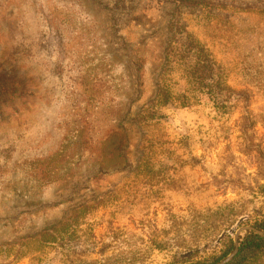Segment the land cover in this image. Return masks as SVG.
<instances>
[{
    "label": "rangeland",
    "instance_id": "374dc122",
    "mask_svg": "<svg viewBox=\"0 0 264 264\" xmlns=\"http://www.w3.org/2000/svg\"><path fill=\"white\" fill-rule=\"evenodd\" d=\"M262 220L264 0H0V264H220Z\"/></svg>",
    "mask_w": 264,
    "mask_h": 264
},
{
    "label": "trees",
    "instance_id": "16d2710c",
    "mask_svg": "<svg viewBox=\"0 0 264 264\" xmlns=\"http://www.w3.org/2000/svg\"><path fill=\"white\" fill-rule=\"evenodd\" d=\"M185 2V1H183ZM193 41V40H192ZM189 41L190 46L196 47L194 41ZM196 64V63H195ZM212 64L208 61H202L199 64L194 65L196 67L195 71L197 73V79L202 84V89L207 90L211 95L213 94L214 98H218V93L221 92L222 86H220L218 79H215L213 75ZM202 80V81H201ZM209 81V83H205ZM197 89V88H195ZM200 89V87L198 88ZM171 95L169 94V89H159L158 98L154 101L148 103L145 108H142L141 112L137 115V119L140 123H150V122H157L160 118L157 111L153 109L157 106H165L167 102L170 100ZM186 100V99H182ZM226 99H220V101H227ZM189 102L183 101L181 103L182 106L189 105ZM156 110V109H155ZM149 125V124H145ZM254 227L264 232V220L256 223ZM238 251L235 256L230 260L227 264H245V262L255 255L256 253L262 251L264 249V237L257 235L253 231H246L243 237H238ZM222 257L217 258L214 263L221 261L227 255H229L232 251H234L233 243H230V247Z\"/></svg>",
    "mask_w": 264,
    "mask_h": 264
},
{
    "label": "water",
    "instance_id": "95a60500",
    "mask_svg": "<svg viewBox=\"0 0 264 264\" xmlns=\"http://www.w3.org/2000/svg\"><path fill=\"white\" fill-rule=\"evenodd\" d=\"M249 230H252L250 228H248ZM243 230V229H242ZM238 251V243H237V237L234 239V251L231 255H229L222 263L220 264H227L237 253Z\"/></svg>",
    "mask_w": 264,
    "mask_h": 264
}]
</instances>
